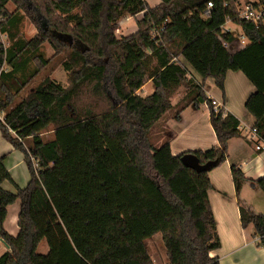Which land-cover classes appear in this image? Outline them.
Segmentation results:
<instances>
[{"label": "trees", "instance_id": "obj_1", "mask_svg": "<svg viewBox=\"0 0 264 264\" xmlns=\"http://www.w3.org/2000/svg\"><path fill=\"white\" fill-rule=\"evenodd\" d=\"M138 13L136 30L116 37L119 20ZM24 17L37 29L28 39L19 36ZM226 22L239 25L246 39L234 51L223 44L237 40L222 32ZM2 34L0 133L24 154L29 180L15 192L3 189V181L13 180L0 156V240L8 247L0 264H154L144 240L158 232L164 264H220L210 256L220 239L208 171L226 159L228 140L240 131L222 106L214 111L204 80L212 78L224 95L226 73L244 74L255 89L245 108L264 141V22L239 19L234 0H159L151 7L145 0H0ZM46 41L65 53L68 85L46 75L19 97L48 66L41 50ZM146 80L153 91L141 96ZM179 88L184 94L172 104ZM83 91L99 106H78ZM202 104L215 146L172 155L169 137L152 139L162 117L178 118ZM47 130L52 136L44 139ZM184 154L215 164L196 171L182 163ZM230 172L234 182L246 180L238 166ZM251 185L264 189V176ZM16 199L19 230L12 236L3 222ZM239 215L264 248V215L243 205ZM42 239L45 254L37 252Z\"/></svg>", "mask_w": 264, "mask_h": 264}, {"label": "crops", "instance_id": "obj_2", "mask_svg": "<svg viewBox=\"0 0 264 264\" xmlns=\"http://www.w3.org/2000/svg\"><path fill=\"white\" fill-rule=\"evenodd\" d=\"M190 73L197 81H201L191 70ZM150 83L151 80H146L138 94L141 96L150 94L153 91V87L150 90ZM204 88L209 98L218 106H222L226 113L238 119L240 131L238 136L228 140L226 159L208 171L211 183L208 199L220 239V247L210 252V256L218 257L220 264H264V248L258 243L259 237L254 234L251 224L242 227L239 215L240 205L264 215L256 204L258 192H264V189L251 185V181L264 176V148L256 149L260 142H254L250 138L249 130L253 127L254 117L245 108L246 99L255 89L241 71L231 70L226 73L224 80V95L215 86L212 78L204 80ZM171 101L174 104L173 98ZM165 128L170 133L168 137L172 155L184 151L207 150L217 143L206 104L199 107L190 105L178 118L167 117ZM0 156L3 157L4 166L13 180V183L3 181L1 187L10 192H15L16 186L25 187L29 180V171L24 162V154L13 148L1 133ZM231 165L238 166L246 180L234 182L230 172ZM248 191L251 194L248 195ZM19 207V199L6 207L3 226L12 236H16L19 230L17 224ZM7 250L6 244L0 240V255ZM37 251L47 253L48 245L45 239L40 241ZM165 262L166 258L161 264Z\"/></svg>", "mask_w": 264, "mask_h": 264}, {"label": "rangeland", "instance_id": "obj_3", "mask_svg": "<svg viewBox=\"0 0 264 264\" xmlns=\"http://www.w3.org/2000/svg\"><path fill=\"white\" fill-rule=\"evenodd\" d=\"M147 4L151 7L157 4L159 0H145ZM7 8L9 11H13L15 9V6L12 3H9L7 5ZM78 12V10H76ZM142 17V13H138L135 16L130 15H124L118 22V26L116 29L118 31H114V34L116 37H121L124 35H128L136 30V20L140 19ZM225 28L230 29V31L235 35L238 43V48L242 47L246 43V39L243 38L241 35V29L239 25L234 24L232 22H226L223 25ZM37 33V29L34 26V24L27 18L24 17L22 20V23L19 27V36L23 38H30L34 36ZM242 37H241V36ZM0 39L3 43L7 42L6 35L2 34L0 36ZM243 40V42H241ZM73 43V40H72ZM44 56L46 59H49L48 66L44 68L40 74H38L20 93L19 97L25 96L35 85H37L46 75H49L50 78L54 79L58 83H60L63 86L68 85L67 80V72L64 71L62 67V62L65 60L66 55L63 52L56 53L55 49L52 47V45L49 42H44L41 48ZM33 65V64H32ZM33 68V66H32ZM189 68V67H188ZM150 85V90L152 88V83ZM184 94V89L179 88L176 93L172 96L173 102H177ZM77 105L78 106H99L97 102H99L96 98H92L89 96L87 91H83V93L80 94L78 97ZM18 97L16 98L17 101ZM100 104L102 102L100 101ZM68 113H71V110H68ZM171 116L170 114L165 115L160 119L155 125L152 130V139L159 143L160 140L159 137H168L170 133L167 132L165 128V120L167 117ZM52 136V131L47 130L43 133L44 139H49ZM263 193V194H261ZM251 194L250 191H248V195ZM256 204L260 208V210L264 213V192H258V196L256 198ZM144 244L153 259L155 264H161L164 262L166 256H165V250L164 246L161 240V234L155 233L151 237H148L144 240ZM40 253V251H37ZM43 254V253H40Z\"/></svg>", "mask_w": 264, "mask_h": 264}, {"label": "built area", "instance_id": "obj_4", "mask_svg": "<svg viewBox=\"0 0 264 264\" xmlns=\"http://www.w3.org/2000/svg\"><path fill=\"white\" fill-rule=\"evenodd\" d=\"M235 8L237 12V16L239 19L254 23L258 25L264 22V0H234ZM211 4L207 5V10L204 12L205 16L209 15V9L211 8ZM118 31V29H116ZM230 29L222 26V32H228ZM242 37V36H241ZM243 42V40L241 41ZM223 44L230 50L234 51L238 49L237 43L223 41ZM213 109L215 112L220 111V106H218L215 101L212 99ZM225 109H223V113L225 114ZM250 138L254 142H260V144L256 145V149L264 148V141L259 136L257 129L255 127L250 128L249 130Z\"/></svg>", "mask_w": 264, "mask_h": 264}, {"label": "water", "instance_id": "obj_5", "mask_svg": "<svg viewBox=\"0 0 264 264\" xmlns=\"http://www.w3.org/2000/svg\"><path fill=\"white\" fill-rule=\"evenodd\" d=\"M62 39L68 40L70 44L72 43V38L70 36H64L62 37ZM181 161L185 166L192 168L196 171L208 170L212 165L215 164L214 161H208L204 164H200L197 157L194 156L193 154L182 155Z\"/></svg>", "mask_w": 264, "mask_h": 264}]
</instances>
